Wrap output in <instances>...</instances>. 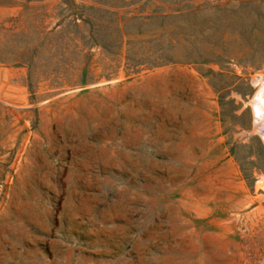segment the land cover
Instances as JSON below:
<instances>
[{"label": "rangeland", "instance_id": "374dc122", "mask_svg": "<svg viewBox=\"0 0 264 264\" xmlns=\"http://www.w3.org/2000/svg\"><path fill=\"white\" fill-rule=\"evenodd\" d=\"M139 1L0 0V264H264V0Z\"/></svg>", "mask_w": 264, "mask_h": 264}, {"label": "trees", "instance_id": "16d2710c", "mask_svg": "<svg viewBox=\"0 0 264 264\" xmlns=\"http://www.w3.org/2000/svg\"><path fill=\"white\" fill-rule=\"evenodd\" d=\"M94 4L102 5V6H108L114 9H128L136 4H138L139 0H129L127 2L120 0L116 1V3H106L104 1H94L91 0ZM165 2H175L174 0H166ZM217 3L220 2V0L216 1ZM248 5H253L254 1L248 0L246 2ZM109 4V5H108ZM243 2H240L237 7H241ZM145 4H143L140 9V11H144L142 9H145L143 7ZM214 8L217 10H222L225 7L220 4L214 5ZM87 9L89 10H96L94 7L90 6ZM160 9V7H159ZM155 10V9H153ZM259 17L261 19H264V15L259 14ZM243 31V27L241 26V32ZM249 35H254L258 38H260L261 42L264 44V31L262 30L261 24H254L249 26L248 30ZM205 63H211L218 65L219 67L228 64L230 62H235L237 64H242L244 66H251L254 70H259L262 65H264V45H240L234 53L230 54L228 53L227 49L224 48L221 45H212V53L210 54V57L204 61Z\"/></svg>", "mask_w": 264, "mask_h": 264}]
</instances>
